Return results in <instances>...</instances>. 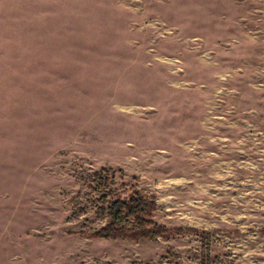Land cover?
Wrapping results in <instances>:
<instances>
[{
    "label": "rangeland",
    "instance_id": "1",
    "mask_svg": "<svg viewBox=\"0 0 264 264\" xmlns=\"http://www.w3.org/2000/svg\"><path fill=\"white\" fill-rule=\"evenodd\" d=\"M0 264H264V0H0Z\"/></svg>",
    "mask_w": 264,
    "mask_h": 264
},
{
    "label": "trees",
    "instance_id": "2",
    "mask_svg": "<svg viewBox=\"0 0 264 264\" xmlns=\"http://www.w3.org/2000/svg\"><path fill=\"white\" fill-rule=\"evenodd\" d=\"M101 198L104 205L109 203L110 222L106 227L89 234V238L139 240L157 236L168 238L172 234L165 227L156 224L153 219L157 209L155 198H146L139 191H135L126 198L120 195L116 199L109 200L105 194ZM128 219L134 221L135 227L127 226ZM81 234L84 235V233Z\"/></svg>",
    "mask_w": 264,
    "mask_h": 264
},
{
    "label": "crops",
    "instance_id": "3",
    "mask_svg": "<svg viewBox=\"0 0 264 264\" xmlns=\"http://www.w3.org/2000/svg\"><path fill=\"white\" fill-rule=\"evenodd\" d=\"M94 240L102 241L103 239L101 240V238H96V239H94ZM81 242H83V241H81Z\"/></svg>",
    "mask_w": 264,
    "mask_h": 264
}]
</instances>
